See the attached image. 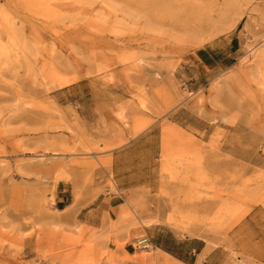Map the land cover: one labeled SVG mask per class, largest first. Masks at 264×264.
<instances>
[{
  "label": "rangeland",
  "instance_id": "374dc122",
  "mask_svg": "<svg viewBox=\"0 0 264 264\" xmlns=\"http://www.w3.org/2000/svg\"><path fill=\"white\" fill-rule=\"evenodd\" d=\"M0 40V264L264 228V0H0Z\"/></svg>",
  "mask_w": 264,
  "mask_h": 264
},
{
  "label": "crops",
  "instance_id": "0c3cea01",
  "mask_svg": "<svg viewBox=\"0 0 264 264\" xmlns=\"http://www.w3.org/2000/svg\"><path fill=\"white\" fill-rule=\"evenodd\" d=\"M252 225L245 220L234 230L230 236L231 248L226 245L230 242L212 244L200 237L181 239L172 233L168 241H158L155 245L157 250L162 249L185 264H264V228L256 233L249 230ZM193 241L198 244L190 247ZM158 260L156 255L138 262L158 264Z\"/></svg>",
  "mask_w": 264,
  "mask_h": 264
},
{
  "label": "bare ground",
  "instance_id": "6f19581e",
  "mask_svg": "<svg viewBox=\"0 0 264 264\" xmlns=\"http://www.w3.org/2000/svg\"><path fill=\"white\" fill-rule=\"evenodd\" d=\"M205 23H206V18H205V20L202 18H199L198 19V28L202 29L205 26ZM9 53H10L9 48L2 45L1 40H0V58L9 56ZM254 57H255L256 65L258 67H261L264 65V44L262 45L260 50H257L255 52ZM244 73H245V75H247V73H249V71L244 72ZM263 86H264V84H263ZM164 159H165L164 164L167 167L166 169L170 170L169 168L173 165L172 164V161H173L172 157L167 155V154L166 155L164 154ZM222 211H223V209H222ZM224 211H226L227 213L230 212L231 211L230 207L224 208ZM157 251H158L157 259H159L158 264H185L182 261L178 260L173 255H171L170 253H168L162 249H158Z\"/></svg>",
  "mask_w": 264,
  "mask_h": 264
}]
</instances>
